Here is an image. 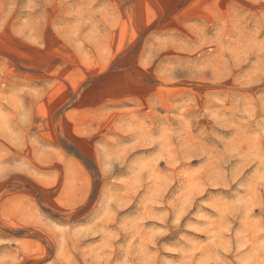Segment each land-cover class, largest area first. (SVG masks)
Returning <instances> with one entry per match:
<instances>
[{
    "label": "rangeland",
    "instance_id": "obj_1",
    "mask_svg": "<svg viewBox=\"0 0 264 264\" xmlns=\"http://www.w3.org/2000/svg\"><path fill=\"white\" fill-rule=\"evenodd\" d=\"M0 264H264V0H0Z\"/></svg>",
    "mask_w": 264,
    "mask_h": 264
}]
</instances>
